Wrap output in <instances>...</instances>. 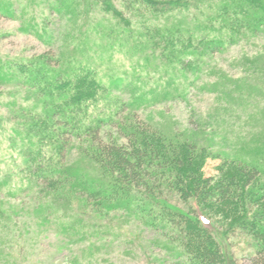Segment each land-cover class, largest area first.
<instances>
[{"label":"rangeland","instance_id":"374dc122","mask_svg":"<svg viewBox=\"0 0 264 264\" xmlns=\"http://www.w3.org/2000/svg\"><path fill=\"white\" fill-rule=\"evenodd\" d=\"M113 1L131 18L130 27L92 0H0L16 14L0 13V58L27 61L62 50L66 62L86 60L110 93L99 102V115H115L116 103L137 102L122 106L111 124L103 125L106 140L125 141L120 120L180 135L213 153L204 166L208 176H218L221 166H232L229 162L264 159V30L247 36L243 29L237 43L209 50L199 64L186 69L144 36L146 27L194 28L195 19H206L216 0H181V6L165 12L138 5L129 10L121 0ZM182 60L193 61V56ZM39 103L28 87L0 83V180L8 179L0 189L5 197L0 203V264H186L181 248L168 245L162 231L127 209H108L96 217L62 196L50 198L49 207L37 205L33 184L20 175L18 150L25 135L20 111L40 109ZM84 139L74 140L68 163L90 179L99 177L98 165L84 152L90 145ZM9 189L21 193H1ZM213 218L226 233H219L223 248L238 264H249L257 241L241 229L231 233L230 217Z\"/></svg>","mask_w":264,"mask_h":264},{"label":"trees","instance_id":"16d2710c","mask_svg":"<svg viewBox=\"0 0 264 264\" xmlns=\"http://www.w3.org/2000/svg\"><path fill=\"white\" fill-rule=\"evenodd\" d=\"M92 2L125 26L132 25L113 0ZM121 3L129 10L138 5L157 12L182 5L181 0ZM0 13L16 17L12 5L1 2ZM195 22L194 28L168 25L161 31L146 27L144 36L187 69L199 64L209 50L221 51L237 43L241 30L247 36L264 30V0H216L206 19L196 18ZM247 36L243 38H250ZM74 48H78L76 43ZM62 53L45 52L27 61L0 58V83L16 81L40 99V109L20 111L25 135L18 150L20 175L33 184L30 188L39 199L37 205L42 202V207H49L50 198L62 196L96 217L104 216L108 209H127L148 227L162 231L168 245L181 248L186 264H238L223 248L219 233L224 237L226 233L213 218L214 214L230 217L231 233L241 229L257 241L249 264H264V159L229 162L232 166H221L218 176H208L204 166L213 153L180 135L151 131L137 120L129 124L120 120L117 126L125 141L104 139L103 125L111 124L122 106L134 107L137 102L116 103L115 115H99V102L110 94L106 86L86 60L66 62ZM189 55L193 61L182 60ZM91 106L95 108L91 110ZM84 138L90 143L84 152L98 165L99 177L90 179L68 163L74 140ZM10 140L16 142L14 137ZM7 183V177L2 178L0 189ZM13 191L17 193L11 189L1 193H21ZM3 199L0 196V203Z\"/></svg>","mask_w":264,"mask_h":264}]
</instances>
